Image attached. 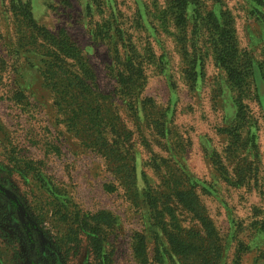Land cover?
<instances>
[{
  "label": "rangeland",
  "instance_id": "rangeland-1",
  "mask_svg": "<svg viewBox=\"0 0 264 264\" xmlns=\"http://www.w3.org/2000/svg\"><path fill=\"white\" fill-rule=\"evenodd\" d=\"M28 1L40 25L55 34L64 31L78 44L95 71L99 92L115 104L122 100L117 93L114 47L122 45L121 37L131 41L147 77L142 97L154 99L155 119L169 112L164 124L176 148L169 150L146 117L140 119L134 109L121 106L118 127L133 132L138 171L145 170L159 185L167 170H160L156 159L161 162L177 153L214 223L222 245L221 264H264V0ZM181 13L186 17L183 27L177 24ZM18 24L9 0H0L3 60L9 53L5 43L22 33ZM225 32L237 40L241 60L237 70L244 74L238 81L230 80L217 60L216 39ZM186 34L191 40L189 53L183 45ZM191 58L199 59L194 82L185 71ZM7 61L5 66L15 64L13 58ZM23 73L26 77L18 83L14 72H0V183L25 205L20 215L0 194V264H89L91 260L86 240H69L58 247V237L68 233L67 225L51 214L50 194L43 189L46 182L40 172L83 217L100 210L113 213L116 221L107 228L105 248L114 264H206L199 246L185 257L157 259L162 230L151 219L145 198L124 185L106 190V183H120L112 158L68 128L66 116L36 69L24 65ZM240 105L247 115L244 143L235 157H224L235 181L231 184L228 172L224 178L216 171L210 154L217 150L226 155L229 142L223 129L233 126ZM141 135L149 140L148 147ZM139 185L142 188L144 183L140 180ZM177 213L186 231L203 233L197 220L180 209ZM138 235H144L147 245L146 262L135 253Z\"/></svg>",
  "mask_w": 264,
  "mask_h": 264
},
{
  "label": "trees",
  "instance_id": "trees-1",
  "mask_svg": "<svg viewBox=\"0 0 264 264\" xmlns=\"http://www.w3.org/2000/svg\"><path fill=\"white\" fill-rule=\"evenodd\" d=\"M9 4L11 13L19 21L21 27L19 29L22 33L17 40L10 37L4 45L9 48L8 58H13L16 65L13 61L11 64L13 67L5 66L8 58L4 57L3 60L1 58L3 56H0L3 61L0 72L8 74L14 72L19 83L26 77L23 73L24 65L36 69L43 86L53 95L57 109L66 116L64 121L68 128L81 133V137L86 142H90L112 158L114 174L120 183H106V190L116 191L120 185H124L128 190L137 192L139 197L145 198L151 219L156 221L162 230V235L158 237L160 243L156 252L158 260H162L166 255L174 260L179 256L185 257L199 249V246L203 250L206 264H221L222 245L217 237L214 223L207 214L197 186L191 180L190 172L183 169L179 155L173 152L171 159L163 158L161 162L159 158L156 159L159 169H165L167 173L164 175V181H161L159 185L154 184L145 170L138 171V162L133 154L131 142L133 132L126 127L123 129L118 127L120 107L123 106L124 110L134 109L140 119L146 117L149 126H153L152 129L165 140L163 141L167 143L169 150L176 149L172 141H169L170 132L164 124L166 114L169 112L163 111L160 117L155 119L154 99L142 97L147 77L137 48L124 37L120 38L123 40L122 45L116 44L114 47L117 93L122 101L119 104L112 103L108 97H104L99 92L95 71L75 41L64 31L55 34L40 25L33 13L30 1L9 0ZM185 7L186 3L181 8L184 10ZM177 18H179L178 26L183 27L181 24L186 18L185 14L181 13ZM218 25L221 26L219 23ZM187 38L189 37L186 34L183 45L189 53L191 40ZM216 43L220 47L217 60L228 70L230 80L235 81L239 77H244V74L237 70L241 66V60L237 59V40L225 32V35L219 34ZM191 59L187 61L185 71L188 78L194 82L199 59L196 62ZM253 76L255 77V71ZM19 86L22 88L21 85ZM246 117V112L240 105L237 120L234 121L233 126L223 129L229 142L224 151L226 155L223 156L217 150L210 154L211 163L221 177L228 172L224 157L228 159L235 157L242 148L244 143L242 127ZM140 138L148 147L147 137L141 135ZM228 175V181L235 184L232 174L228 172ZM40 176L46 182L43 189L45 188L50 194L51 214L57 216L63 225H67L68 233L58 237V247L66 246L69 240L77 243L86 240L91 256L89 264H114L112 254L105 248L107 228L114 226L116 221L113 213L100 210L83 217L80 210L67 204V196L64 201V195L54 189L53 182L46 177V174L40 172ZM140 180L144 183V189L139 185ZM155 186L161 189L156 190ZM0 194L9 200L11 208L18 214L25 213L22 200L1 183ZM178 209L197 220L201 224L203 233L195 229L186 231L177 213ZM135 253L144 262L147 261V245L144 235H138Z\"/></svg>",
  "mask_w": 264,
  "mask_h": 264
}]
</instances>
